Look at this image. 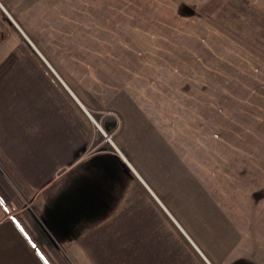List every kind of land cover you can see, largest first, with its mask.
<instances>
[{
  "label": "rangeland",
  "instance_id": "rangeland-1",
  "mask_svg": "<svg viewBox=\"0 0 264 264\" xmlns=\"http://www.w3.org/2000/svg\"><path fill=\"white\" fill-rule=\"evenodd\" d=\"M0 4L106 131L0 6V180L28 230L31 213L56 239L59 256L38 245L50 264H264V0ZM18 125L44 149L8 148ZM80 156L123 198L65 240L45 200Z\"/></svg>",
  "mask_w": 264,
  "mask_h": 264
},
{
  "label": "crops",
  "instance_id": "crops-1",
  "mask_svg": "<svg viewBox=\"0 0 264 264\" xmlns=\"http://www.w3.org/2000/svg\"><path fill=\"white\" fill-rule=\"evenodd\" d=\"M17 23L19 24L18 21ZM14 25L23 34L34 50L45 61V63L52 69L60 81L64 83L72 97L90 118L88 115V112L90 111L88 110L87 106L58 73L53 64L49 61L48 57L42 52V50L37 46V44L32 40V38L20 24L19 25L21 28L16 24ZM93 123L96 125L94 121ZM98 124L100 127L97 125L96 126L101 131L103 126L99 122ZM103 130L105 129L103 128ZM13 133V136L10 135L12 139L9 138L10 142L8 148H12L16 152L23 153L22 151H26V154H23L27 155V152L29 153L31 149H34L33 151H35L39 150L37 147L44 149L46 146L42 145V143L41 146H38V144L41 142V136L31 134L25 126L18 125L15 130L13 129ZM44 142L45 144L47 143L46 141ZM60 144H63L62 140H60ZM58 149L62 150V147ZM121 153L129 160L122 150ZM95 155L100 154L95 153ZM118 155L122 158L121 154L118 153ZM28 156L25 158L29 159ZM85 159L86 157H77L71 165L66 167V169H64L60 174L56 175L54 178V186L51 189L52 192L48 194L45 200V202L50 205L51 209L53 210L55 218L62 226L65 227L64 230H66V232H60L64 235L65 240L76 238V236L82 232V229L85 227H90L108 218L110 216L109 207L111 206L113 200H116L114 198H117L118 200L117 205H119L120 200L123 198V196H119V198L117 197L116 193L118 191L113 193L115 191H111L106 187V185L111 181L109 182V180L106 179V173L103 171L105 167L92 168L93 166H90L89 168H83L81 171L76 170L77 165L84 162ZM107 160L108 157H106V162ZM125 163L129 166L136 177L147 187L149 192L158 201L161 207L168 213L179 229L186 234L190 242L193 243L200 253H202L198 245L194 242V240L171 213V211L164 205L163 201H161L154 189L143 178L133 163L131 161V164H128L127 162ZM91 182H95L96 185H85ZM113 194L116 195L113 196ZM11 203L13 202L8 201L5 203L2 200V197H0V264H50L46 254H44L45 252L39 248L40 246L38 247L40 244L34 237L33 231L30 229V232L23 224L22 219H24V217H20V215H18V211L14 210V208L10 205ZM26 221L28 224H30L28 219H26ZM202 255L204 254L202 253ZM204 257L209 264H212L205 255Z\"/></svg>",
  "mask_w": 264,
  "mask_h": 264
},
{
  "label": "trees",
  "instance_id": "trees-1",
  "mask_svg": "<svg viewBox=\"0 0 264 264\" xmlns=\"http://www.w3.org/2000/svg\"><path fill=\"white\" fill-rule=\"evenodd\" d=\"M7 184L5 180H0V197L6 203L10 201L9 194L6 188ZM29 223L31 225V230L33 231L34 237L39 244H42L46 249L56 253L59 256L60 248L57 244L56 239L48 231L45 224L37 218L34 214L28 215Z\"/></svg>",
  "mask_w": 264,
  "mask_h": 264
},
{
  "label": "bare ground",
  "instance_id": "bare-ground-1",
  "mask_svg": "<svg viewBox=\"0 0 264 264\" xmlns=\"http://www.w3.org/2000/svg\"><path fill=\"white\" fill-rule=\"evenodd\" d=\"M1 6V4H0ZM2 7V6H1ZM3 8V7H2ZM4 9V8H3ZM4 11L6 12V10L4 9ZM6 14L10 17V19L13 21L14 24L18 25L20 27V25L17 23V21L15 20V18H13L11 15H9L10 13L7 11ZM13 18V19H12ZM21 28V27H20ZM50 65V64H49ZM74 94V93H73ZM77 99V98H76ZM86 108V107H85ZM87 110V109H86ZM88 115L90 116V118L96 123V125L98 127H100V125L98 124V122L95 120V118L93 117V115L88 112ZM102 128V127H101ZM102 133L106 134V131L103 130L102 128ZM109 142L112 144V146L114 147V149L116 150V152H118L119 154H121L122 158L124 159L125 162H127L128 164L130 163V161L121 153V150L119 149V147L117 146V144L115 143V141L111 138H108ZM131 164V163H130ZM145 183V182H144ZM150 189V188H149Z\"/></svg>",
  "mask_w": 264,
  "mask_h": 264
},
{
  "label": "water",
  "instance_id": "water-1",
  "mask_svg": "<svg viewBox=\"0 0 264 264\" xmlns=\"http://www.w3.org/2000/svg\"><path fill=\"white\" fill-rule=\"evenodd\" d=\"M63 83V82H62ZM64 84V83H63ZM65 86V85H64ZM66 87V86H65ZM67 88V87H66Z\"/></svg>",
  "mask_w": 264,
  "mask_h": 264
}]
</instances>
